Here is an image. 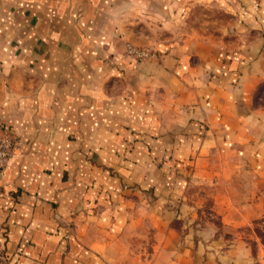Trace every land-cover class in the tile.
<instances>
[{"label": "crops", "instance_id": "crops-1", "mask_svg": "<svg viewBox=\"0 0 264 264\" xmlns=\"http://www.w3.org/2000/svg\"><path fill=\"white\" fill-rule=\"evenodd\" d=\"M0 79V264H264L171 222L264 215V0H0Z\"/></svg>", "mask_w": 264, "mask_h": 264}, {"label": "rangeland", "instance_id": "rangeland-1", "mask_svg": "<svg viewBox=\"0 0 264 264\" xmlns=\"http://www.w3.org/2000/svg\"><path fill=\"white\" fill-rule=\"evenodd\" d=\"M212 14V13H211ZM214 15V14H212ZM2 93V82L0 79V95ZM264 101V84H261L256 93H255V102L261 103ZM206 189V190H203ZM210 189V190H209ZM232 192L234 194H240V195H249L251 190L247 187L238 189L233 188ZM212 188H207L206 185H202L201 189L199 187H196L193 189L190 195L193 193V201L198 203V206L196 207V216L191 217L189 214V209H185V214L180 218H174L171 222L173 227L178 229L180 231V237L182 240L183 246H189L188 242H184L185 238L186 240L193 239V242L196 243V241L199 239H207L210 236L209 235H203V234H197L196 229L199 227H202L205 224L211 225L212 229L215 230L216 235L218 236H224L226 240L230 241L234 237L242 236L248 240V242L251 243L252 249L254 253H258V245H264V215H262L260 218L254 219L252 222H249L248 224H245L240 227H232L227 226L222 222L216 214V204L213 202V195H215V192H212ZM262 193H264V188L261 187ZM241 205V204H239ZM200 229V228H199ZM191 230L196 231L194 232V235L189 234ZM189 231V232H187ZM220 234V235H219ZM216 236V237H218ZM252 238H257L258 241H254ZM202 240V241H203ZM189 241V240H188ZM150 245V243H149ZM213 247H215L213 245ZM151 248V246H150ZM219 248H216L215 250H218ZM210 250V249H207ZM212 251V250H211ZM214 251V250H213ZM165 256L163 257L164 260H160L158 263L161 264L163 261L164 264H200L202 262H195V261H189L187 259L185 260H175L174 255L171 252H165ZM205 258V253H203V260ZM201 260V261H203ZM156 264V263H154Z\"/></svg>", "mask_w": 264, "mask_h": 264}, {"label": "built area", "instance_id": "built-area-1", "mask_svg": "<svg viewBox=\"0 0 264 264\" xmlns=\"http://www.w3.org/2000/svg\"><path fill=\"white\" fill-rule=\"evenodd\" d=\"M136 54L144 55L142 51ZM15 139L16 133L9 128H4L0 134V169L5 166L6 158L12 153Z\"/></svg>", "mask_w": 264, "mask_h": 264}]
</instances>
